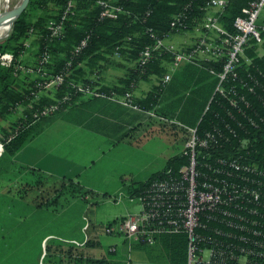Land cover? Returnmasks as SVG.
<instances>
[{"label":"trees","instance_id":"1","mask_svg":"<svg viewBox=\"0 0 264 264\" xmlns=\"http://www.w3.org/2000/svg\"><path fill=\"white\" fill-rule=\"evenodd\" d=\"M48 1L37 0L41 4H46ZM66 1L51 0L54 5L56 4L53 7L56 9H49L44 14L32 16L29 9L32 8L35 0H29L24 11L14 20L8 36L0 41V53L10 52L14 55L16 63L32 69L29 72L25 69L14 72V67L0 64V134L3 135L0 178L4 173L11 174L17 167L15 155L70 106L85 102L84 105L97 108L102 101L114 102L106 98L74 92L73 83L102 82V89L106 91L113 89L123 93L126 90L131 91L130 85L135 84L139 79H149L153 76L159 81L167 71L171 56L166 54L155 57L142 67L137 63L141 49L153 42L147 30L151 29L160 37L169 32H180L183 28L178 31L172 28V17L184 13L188 17V22L192 17H200L203 14L201 7L207 0H107L122 8V11L115 16L102 15L103 7L97 3V0H74L72 11L64 21L63 32L60 36L52 38L46 26L50 20L60 17ZM250 1L252 0H228V5L220 17L223 26L233 31V20L242 14V9ZM31 34L39 40L37 48L32 49L29 56L24 49L23 41ZM82 41H85L84 46L75 53L74 48ZM260 48L263 54L259 55ZM115 51H119L120 62L117 60L118 56L114 55ZM42 53H47L48 60L40 65L38 60ZM244 54L248 60L242 58L236 68V77H228L222 83L225 89L233 88L234 91L226 95L215 92L218 77L213 76L215 79H213L211 99L202 107L199 121L195 124L183 123V125L196 128L198 135L214 128L223 129L235 140V147L238 145L237 139H247V147L240 152L247 157V162L256 164L264 174V30L259 38L252 40L251 46L246 48ZM68 61H71V67L59 86L49 89L41 87L42 82L65 71ZM124 62L134 64L128 67L127 74L111 84H104L101 76H97L96 73L90 76L97 67L101 71L106 65L117 66ZM203 66L204 69L212 67L216 71L221 70V65L212 61L204 62ZM196 69L197 67L192 64L180 76L195 79ZM164 89L165 85L161 87L156 83L142 99H135L134 102L143 111L154 109L160 117L166 114L156 109H181L179 106L169 108L168 103L163 100L166 96ZM191 92L194 94L193 90ZM232 96L237 101L236 105L230 102ZM166 98L169 102L173 99L169 95ZM192 98L194 99L193 96ZM192 98L189 99L186 109H191ZM173 104L178 105L175 99L172 100ZM52 105L57 107L54 112L41 114L46 107ZM182 116L185 118L184 122L189 120V114ZM5 121L9 126L3 124ZM226 128L233 129L235 135L229 133ZM233 148L231 146L228 149ZM186 162V155L179 153L169 158L161 170L151 173L145 181H132L126 187L130 192L136 191L140 197L150 182L168 178L166 169L176 170ZM22 170H26L27 174L34 172V169L20 167L18 176L20 182L10 191L0 195V264L8 262L5 256L6 254L8 256L17 244L22 246V219L18 218H22V198L29 204L39 206L47 204L45 202L50 200V189L58 192L60 196L62 193L76 192L81 200H86L89 193L78 181L72 179H66V183V180L44 178L37 179L34 185L22 184ZM260 180L264 182V175L260 176ZM261 201L263 206H260V212L264 215V188L261 189ZM260 218L264 219L262 216ZM95 239L48 241L42 257L44 264H187V236L184 233L157 234L153 244L141 240L138 242L125 240V251L122 252L115 246H108L105 256L101 257L85 251V247L94 248L101 245L100 241ZM80 241H84L83 244L77 243ZM143 248L152 251L154 261L128 262L127 255L131 250Z\"/></svg>","mask_w":264,"mask_h":264},{"label":"built area","instance_id":"2","mask_svg":"<svg viewBox=\"0 0 264 264\" xmlns=\"http://www.w3.org/2000/svg\"><path fill=\"white\" fill-rule=\"evenodd\" d=\"M73 2L67 0L60 17L48 22L46 27L52 38L63 32ZM97 3L103 7L102 15L115 16L122 11L120 6L107 0H97ZM227 5L228 0H207L201 7L203 14L200 17H192L189 22L184 13L172 17L173 29L196 32L191 45L185 48H179L171 41L173 32L160 37L148 29L153 42L141 49L137 63L142 67L155 57L170 55L169 68L157 81L162 87L170 80L172 71L182 64L204 67L201 58L207 57L208 61L221 65L220 71L206 68L218 77L215 92L226 95L234 91L233 88L225 89L222 83L228 77H236V68L242 58L248 60L244 54L246 48L264 30V26L257 23L264 0L250 1L242 14L233 20V31L220 22ZM84 44L82 41L74 52L78 53ZM114 55L119 57V51ZM47 60V53H42L38 63L43 65ZM15 61L12 53H0V64L14 67V72L32 70ZM70 67L71 61H68L65 71L42 82L41 87L59 86ZM102 85V82H75L72 86L74 92L85 96L106 98L142 111L134 102V83L130 85L131 91L123 93L113 89L106 91ZM230 102L237 103L233 96ZM56 108L53 105L46 107L41 114H51ZM144 112L155 115L152 110ZM185 129L188 136L180 153L186 155L187 162L176 170L166 169L167 179L150 182L139 197L141 209L106 225L104 232L129 242L141 240L149 244L154 243L157 234L184 233L187 236V264H264V219L260 218L264 217L260 212V206H263L261 189L264 188L260 176L264 174L240 152L247 147L248 140L237 139L235 147V140L223 129L214 128L201 135L197 134L196 128L185 126ZM227 131L235 135L233 129ZM231 146L234 148L228 149Z\"/></svg>","mask_w":264,"mask_h":264},{"label":"crops","instance_id":"3","mask_svg":"<svg viewBox=\"0 0 264 264\" xmlns=\"http://www.w3.org/2000/svg\"><path fill=\"white\" fill-rule=\"evenodd\" d=\"M262 20L263 22H261L259 25L264 26V17ZM192 34L195 35L196 32L191 30L175 32L170 35V39L179 48H185L191 45L192 41L194 40L195 37L194 35L192 36ZM258 52L259 55L263 54V50L261 48L258 50ZM204 62H208L207 57L201 58V63L203 64ZM133 64V62L121 63L117 65L118 69L116 70H112L111 66L106 65L103 69H101L104 72V74L101 75L103 83L111 84L120 77H123L128 73V67L133 66ZM190 66H192V63H184L176 70L172 71L171 78L165 85V89L167 90L166 87L168 84L170 85L174 77L182 74ZM195 66L197 67L195 72L196 76L194 77V85H196V89H193V87L188 88L189 92H191V90L194 91V99L192 98L193 100L190 101L191 109H184V113H181L179 109H156L157 111H161L162 113L166 114L164 117H160L157 116V113L153 109L152 112L155 114L154 116H156L154 117L150 116L143 110L141 111L128 108L117 102L106 103L103 101L100 102V106L97 108L84 105L85 102H83L81 105L78 104L77 106H70L65 110V112L57 115L56 118L51 121L38 136L34 138L35 141L39 142L38 154L32 156L30 153L32 150L37 152V149H35L36 147L30 148L28 145L29 147L25 148L24 150L22 149L23 155L22 161L20 160V164L23 168L34 169L32 174H27L26 170H22V184L26 185V183H29L34 185V182H37V179L41 180L44 178H56V180L72 179L73 181H78L83 186L82 182L84 179L79 180L78 178H80L81 175L85 177L87 170L93 168L96 163L100 162L106 151H110L112 149L114 150L115 145L119 144L121 146H125L127 150H129V148L133 149L134 146H137L140 138V130H142L144 126L158 124L156 128H154L155 130L152 129V131H156V129L158 131H164L168 125L166 122L170 121L169 118L173 120L175 119L176 121L181 122V124H195L200 119L202 107L205 104H208L211 99L210 96L214 85L213 79H215V77H213L215 75L210 73L208 70L201 66ZM167 68H169L168 64ZM156 83L157 80L153 76H151V78L149 77V79H139L136 81L132 91L134 98L142 99ZM202 91L204 92L203 95L198 94L202 93ZM197 99H199V103L196 107H194L193 104ZM182 114H189V120L187 122H184L185 118L182 116ZM183 133L185 135V131H183ZM47 140L50 141V145H47L45 142ZM107 145H110L109 149L106 148ZM182 150L178 149V151L173 152L172 154H169V152L165 157V162H167L166 160L169 158L179 154ZM118 159L119 157L112 155V167H117L121 164V161L125 162L124 157L122 160ZM15 163L19 164L16 162V160ZM164 165L151 173L161 170ZM117 176L121 183V187L118 188L122 189L125 183L124 180L129 179H127V177L123 174H118ZM148 176H146L141 181H145ZM83 187L84 189L88 190L87 187ZM13 188H9L7 191L3 192L0 190V195L10 191ZM50 190L51 197L49 201L45 202L47 203L45 205L40 204L37 206L34 204H29L22 198V218H18L22 219L23 222L28 218H34V215L39 213L38 220L40 221L58 220L60 218L59 212H62L65 209L64 207L73 200H70L68 204L61 206L60 201L62 199L59 193L53 192V189ZM80 219V229L82 230L83 235L85 234L83 240L85 241L90 239V236L95 237L91 234V230L88 227L90 221L86 220L85 217H81ZM73 220L74 218L71 216L70 222ZM88 233L90 236L87 235ZM55 238L57 240L63 241H74V237H56L49 234L39 237L36 241L38 243L39 249L37 254L38 261L45 252L46 243ZM125 240L126 239L123 238L122 244L120 245L111 244L109 246L113 245L118 250L123 252L126 250L124 247Z\"/></svg>","mask_w":264,"mask_h":264},{"label":"rangeland","instance_id":"4","mask_svg":"<svg viewBox=\"0 0 264 264\" xmlns=\"http://www.w3.org/2000/svg\"><path fill=\"white\" fill-rule=\"evenodd\" d=\"M56 5V4H55ZM54 3L49 0L46 4H41L35 0L32 8L29 9V13L32 16H37L38 14H44L49 9H56ZM4 7V3H0V8ZM264 17V7L262 8L257 23L261 24ZM11 29V28H10ZM10 32V31H9ZM8 32V34H9ZM194 34H192L193 36ZM8 35L4 38H1L0 41H3ZM39 38L31 34L29 37L23 41L24 49L27 50V55L30 56L32 49L37 48V42ZM120 57H117L118 62H120ZM114 67V68H113ZM111 69H118V66H111ZM99 71V73H98ZM96 73L97 76H101L104 72L95 68L90 76ZM194 79L182 78L180 75H177L173 78L170 85L167 87L165 92L166 96L169 95L170 98L176 100L178 105H172V100L169 102L166 96L163 97V100L168 103L169 108L180 107V112L184 113L183 110L188 107L189 99L192 98L193 93L189 92L188 86L191 85L193 89H196L194 85ZM203 95L204 92L198 93ZM199 103L197 99L193 106L196 107ZM156 117V116H154ZM169 122H166L168 125L164 131H152L156 128L158 124L152 126H144L139 133V143L137 146H134L133 149L127 150L125 146L115 145V149L106 151L102 160L96 163L93 168L87 170L85 177L81 175L79 180H83V186L88 188V194L86 200H81L77 193H62L60 205L65 206L62 212H59L58 220H38L39 216L34 215V218H28L22 222V246L17 244L12 251L6 254V259L8 262H3L1 264H44V259L42 257L38 261V243L36 242L39 237L49 234L56 237H74L78 240L83 239L81 227V217H85L86 220H89L90 224L88 225L91 230V234L95 237L90 239H98L101 245L95 246L94 248L85 247V251L88 254L95 255L96 257L105 256V250L111 244H122L123 237L121 236H112L104 232L105 225L108 223H114L117 220L121 219L124 216H129L137 213L141 209V203L139 195L135 192H130L126 186H129L133 180L141 181L151 172L160 168L164 165L165 157L167 154H172L179 150H182L184 147V142L187 139V132L185 131V126L175 119H170ZM5 126H9L6 121L3 122ZM175 129V130H174ZM155 130V129H154ZM174 130V131H173ZM11 131V128L9 129ZM185 131V135L183 133ZM2 134H0V153L2 151L1 143ZM47 145H50V141H45ZM118 144V143H117ZM37 149L32 150L30 153L32 156L38 154L39 142L33 139L22 149L29 147ZM107 149L110 148V145L106 146ZM22 149L15 155L14 159L19 164L22 161ZM113 152V153H111ZM112 155L119 157L120 160L125 158V162L121 161V164L117 167L111 166ZM126 155V156H125ZM118 159V160H119ZM167 161V160H166ZM17 164V167L13 169L10 174H3V177L0 178V190L7 191L9 188L15 187L19 181L20 177V167L21 164ZM166 164V162H165ZM118 174H123L129 180H124L125 184L123 188L121 187L120 179L117 178ZM2 175V174H1ZM15 176V177H13ZM88 184V185H86ZM68 199V200H67ZM68 201V202H66ZM41 213V212H40ZM43 214V213H42ZM73 216L74 220L70 222V218ZM88 230V231H90ZM95 239V240H96ZM56 240L52 239L51 241ZM79 245L83 242H77ZM113 246V245H112ZM44 248V246H43ZM154 255L149 248L146 249H133L127 255L128 262L131 263H150L154 261ZM46 260V259H45Z\"/></svg>","mask_w":264,"mask_h":264},{"label":"bare ground","instance_id":"5","mask_svg":"<svg viewBox=\"0 0 264 264\" xmlns=\"http://www.w3.org/2000/svg\"><path fill=\"white\" fill-rule=\"evenodd\" d=\"M23 0H0L4 7L0 8V39L8 35L10 31L9 15L16 9Z\"/></svg>","mask_w":264,"mask_h":264},{"label":"water","instance_id":"6","mask_svg":"<svg viewBox=\"0 0 264 264\" xmlns=\"http://www.w3.org/2000/svg\"><path fill=\"white\" fill-rule=\"evenodd\" d=\"M28 2H29V0H23L20 3V5L11 12V14L9 15V18H8L10 27L12 26L14 20L24 11Z\"/></svg>","mask_w":264,"mask_h":264}]
</instances>
